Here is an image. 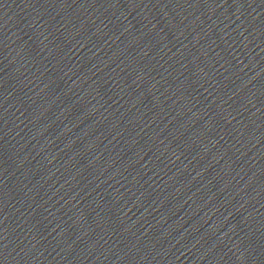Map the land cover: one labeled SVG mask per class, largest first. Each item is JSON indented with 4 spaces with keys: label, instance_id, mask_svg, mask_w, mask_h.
Returning <instances> with one entry per match:
<instances>
[{
    "label": "water",
    "instance_id": "water-1",
    "mask_svg": "<svg viewBox=\"0 0 264 264\" xmlns=\"http://www.w3.org/2000/svg\"><path fill=\"white\" fill-rule=\"evenodd\" d=\"M0 264H264V0H0Z\"/></svg>",
    "mask_w": 264,
    "mask_h": 264
}]
</instances>
